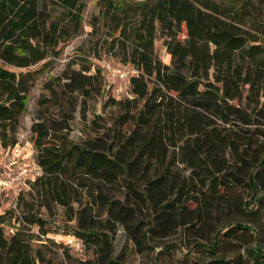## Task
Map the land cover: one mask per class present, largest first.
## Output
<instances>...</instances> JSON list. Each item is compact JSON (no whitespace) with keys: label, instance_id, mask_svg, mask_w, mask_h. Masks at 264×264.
I'll use <instances>...</instances> for the list:
<instances>
[{"label":"trees","instance_id":"obj_1","mask_svg":"<svg viewBox=\"0 0 264 264\" xmlns=\"http://www.w3.org/2000/svg\"><path fill=\"white\" fill-rule=\"evenodd\" d=\"M250 1L241 0L239 9L225 15L210 0L98 1L108 48L116 59L108 63L136 72L127 80L128 97L117 100L105 91L101 65L94 73L80 66L63 74L59 99L73 93L97 97L103 107L116 111L108 118L107 133L78 144L66 135L67 115H48L58 104L55 92L50 91L52 98L38 99L29 142L39 174L18 191H28L48 211L51 206L69 207L67 221L72 219L71 205L81 203L79 191H84L75 229L58 233L78 239L80 251L49 239L48 232L27 233L9 209L0 215V264L51 262L47 241L73 264H120L106 233L116 225L136 247L148 245V238L168 236L176 226L198 231L207 209L228 203L236 187L264 189V150L253 147L256 138L264 139V49L240 27ZM81 12V0H0L2 150L17 142L19 118L38 74L30 67L59 55L61 46L78 33ZM156 40L165 62L154 55ZM111 186L122 190L121 198L104 192ZM18 200L25 204L23 196ZM139 205L149 207L151 226L136 219ZM91 207L104 216L100 229L90 213L87 223L81 221ZM6 220L15 222L6 227L7 235ZM21 221L38 229L44 224L37 212L22 214ZM193 246L196 264H264L257 233L233 220L221 225L208 244ZM226 246L233 248L229 256L221 252ZM91 247L94 259L82 260Z\"/></svg>","mask_w":264,"mask_h":264},{"label":"rangeland","instance_id":"obj_2","mask_svg":"<svg viewBox=\"0 0 264 264\" xmlns=\"http://www.w3.org/2000/svg\"><path fill=\"white\" fill-rule=\"evenodd\" d=\"M99 0H81L82 12L81 23L78 33L70 39L66 44H63L59 49V55L55 59H47L44 64H37L30 67V70H38L36 79L27 93L25 111L19 118V126L16 131L17 143L23 146L29 142V128L31 119L34 117L36 102L38 99L52 98L50 91L53 90L57 97L58 104L56 109L49 112V116L58 118L61 114L68 117V128L66 135L69 140L74 143H83L85 140L101 133H107L109 129L108 118L114 115L116 107H103L102 102L96 97L82 98L77 93H73L69 98H58L59 86L64 80L62 75L69 70L89 67L90 73H94L96 69L104 62L115 63L116 59L112 56L113 51L108 48V30L104 26V22L99 18ZM116 1V0H114ZM215 3L220 12L228 14L232 9H239L241 0H210ZM246 18L242 21L241 29L247 33L254 43H257L264 49V3L260 0L250 1L247 8L244 10ZM230 14V13H229ZM264 52V50H263ZM154 55L160 62H165V54L160 40L154 42ZM264 102V97L261 100ZM63 103L66 106H63ZM57 113V114H56ZM99 117V118H96ZM252 129L251 126H246ZM258 139L253 145L255 149L262 148L264 150V139ZM34 152V150H33ZM35 153V152H34ZM33 156V155H32ZM258 162V161H257ZM176 170H180L183 175L187 171L181 166L174 163ZM1 171V170H0ZM23 186V185H21ZM26 189V188H24ZM23 190V189H22ZM0 192V215L6 210L12 209L15 220L18 221V226L27 233L41 234L48 232V238L54 241H59L58 233H71L75 229L76 215L75 212L83 206L86 198L84 191H79L81 201L80 204H72L71 220L67 221L71 215L69 207L61 208L59 206H51L48 211L37 205V202L29 195L28 191L18 194ZM104 192L109 193L113 197H122V190L117 186L104 188ZM23 196L25 204L18 200V197ZM229 198L228 203L218 202L207 209V217L203 223L197 225L196 229H190L188 225L174 227L169 231L168 236L158 238H148V233L145 234V239H150L148 245L135 246L123 234L121 227L115 226L113 232H106L111 237L112 255L117 258L120 264H196L197 253L194 250V244H208L213 237L214 232L221 227L226 221H236L246 225L257 233L260 243L264 245V189L258 186L251 190L249 186H240L234 189V192ZM130 207H134L130 203ZM92 208V207H91ZM90 208V209H91ZM136 210V219L142 221V225L151 226V212L147 205H139ZM86 209L81 218L82 223L88 220V214L94 216V222L97 223V228H102L104 223L103 214L99 213L98 209L93 207L91 210ZM90 210V211H88ZM37 212L38 216L44 221L43 226L38 229L36 226H31L21 221V215ZM176 217L175 214H173ZM176 219V218H175ZM15 224L11 220L5 221L4 234L8 233L6 227ZM102 230V229H101ZM7 235V234H6ZM106 235V236H107ZM40 239V238H39ZM41 240V239H40ZM43 240H47L43 237ZM35 247L37 242H32ZM48 254L52 258L46 264H73V261L66 260L60 253V248L46 242ZM173 245V247H171ZM249 243L247 246H252ZM144 247L141 250L139 248ZM165 249L163 254L157 256L158 251ZM232 247H222L221 252L229 256L232 252ZM95 248H86L83 252L82 260L94 259ZM47 251V250H45ZM193 251V252H191ZM169 252V254H168ZM189 254V256H187ZM184 256V257H183ZM187 256V257H185Z\"/></svg>","mask_w":264,"mask_h":264},{"label":"built area","instance_id":"obj_3","mask_svg":"<svg viewBox=\"0 0 264 264\" xmlns=\"http://www.w3.org/2000/svg\"><path fill=\"white\" fill-rule=\"evenodd\" d=\"M101 68L105 74V91L111 93L114 99L117 100L128 97L126 92L127 80L131 75L136 74L135 70L133 68L122 69L108 62L102 63ZM26 149L29 152V156L25 165H22L20 156ZM32 155L33 147L30 142H26L23 146L16 142L6 150L0 148V166L8 168L6 173L0 175V192L11 190L17 184H23L27 174L30 176L29 180L39 174V169L34 163ZM57 242H61L73 251H80V241L72 236L59 235V241Z\"/></svg>","mask_w":264,"mask_h":264},{"label":"crops","instance_id":"obj_4","mask_svg":"<svg viewBox=\"0 0 264 264\" xmlns=\"http://www.w3.org/2000/svg\"><path fill=\"white\" fill-rule=\"evenodd\" d=\"M29 156V152H28V150L26 149V150H24V152L21 154V156H20V163L22 164V165H25V163L27 162L26 161V159H27V157ZM0 175H2V174H4V173H6L7 171H8V168H4L3 166H0ZM26 177V180H25V182L22 184V183H20V184H17V185H15L14 187H13V189H11V190H8V191H5L4 193H7V195L9 194V193H14L15 194V192L17 191V190H24V188H26V186H27V180H29V178H30V176L27 174V175H25ZM21 185H23V186H21Z\"/></svg>","mask_w":264,"mask_h":264}]
</instances>
